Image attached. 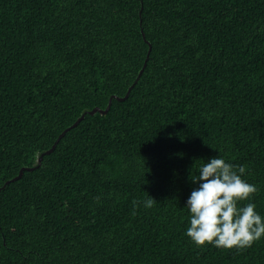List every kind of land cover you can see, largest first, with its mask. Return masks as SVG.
Wrapping results in <instances>:
<instances>
[{"label":"trees","instance_id":"obj_1","mask_svg":"<svg viewBox=\"0 0 264 264\" xmlns=\"http://www.w3.org/2000/svg\"><path fill=\"white\" fill-rule=\"evenodd\" d=\"M218 153L264 216V0H0V264H264L185 235Z\"/></svg>","mask_w":264,"mask_h":264},{"label":"clouds","instance_id":"obj_2","mask_svg":"<svg viewBox=\"0 0 264 264\" xmlns=\"http://www.w3.org/2000/svg\"><path fill=\"white\" fill-rule=\"evenodd\" d=\"M196 173L190 180L196 185L184 207L189 214L185 235L197 246L211 244L217 248L250 247L264 237V216L250 201L257 188L244 179L246 169L236 168L217 154L203 163L194 161ZM191 168V169H192ZM157 202L152 196L139 201L145 209Z\"/></svg>","mask_w":264,"mask_h":264},{"label":"water","instance_id":"obj_3","mask_svg":"<svg viewBox=\"0 0 264 264\" xmlns=\"http://www.w3.org/2000/svg\"><path fill=\"white\" fill-rule=\"evenodd\" d=\"M144 66H145V64H143V67L139 70V73H138V75H137V77H136L135 80H137V79L139 78V75L141 74L142 69L144 68ZM129 91H130V87L127 89V92H126V94L124 95V97L111 96V97L109 98V100H108L107 106H106L104 109H102V108H100V107H95V108H93L90 112H91V113L99 112V113H101V114H105V113L109 110V108H110V105H111V99H112L113 97H115V98H117V99H119V100H124V99L128 96ZM83 116H84V113H83V114H82V115L76 120V122H75L73 125L77 124V123L79 122V120H80L81 118H83ZM61 136H62V134H60V135L57 137V139L55 140V142H54L53 145L51 146V149L54 148L55 144L59 141V139H60ZM38 160H39V162H40V157L38 158ZM23 169H25V168H22L21 171H22ZM21 171H20V172H21ZM20 172H19L18 176L20 175ZM18 176H17V177H18Z\"/></svg>","mask_w":264,"mask_h":264}]
</instances>
